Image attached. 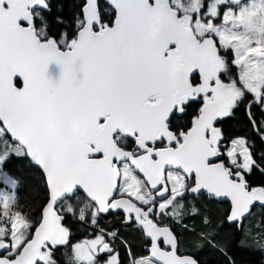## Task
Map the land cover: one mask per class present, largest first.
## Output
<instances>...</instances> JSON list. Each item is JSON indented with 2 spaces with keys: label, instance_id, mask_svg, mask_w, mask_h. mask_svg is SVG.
<instances>
[{
  "label": "water",
  "instance_id": "1",
  "mask_svg": "<svg viewBox=\"0 0 264 264\" xmlns=\"http://www.w3.org/2000/svg\"><path fill=\"white\" fill-rule=\"evenodd\" d=\"M34 1L15 11L16 15L9 9L4 12L0 5V124L10 129L13 140L42 172L48 188L39 224L16 264L33 255L45 238L58 234L56 208L73 193L80 168L89 172L79 189L97 206L98 213L119 210L130 214L143 238L150 241L147 252L151 261L200 264L190 254L178 255L172 229L142 219V210L128 198L108 205L117 188L118 174L112 166L116 158L143 173L151 190H164L162 177L167 169L193 175L190 194L204 193L228 202L229 224L241 225L253 203L264 208V190L247 192L246 184L233 179L217 161L214 137L203 136L218 115L217 103H206L183 144L171 147L172 133L165 128L174 110L171 59L165 56L163 37L154 42L150 21L158 9L173 17L175 10L162 0H102L115 13L113 23L96 31L86 22L77 31L71 49L62 51L53 40L41 42L30 26L19 23L31 15L28 7L46 8L44 0ZM85 1L86 7L96 9L98 0ZM154 95H159V100L147 102ZM106 114L110 116L103 130L110 149H99L104 156L90 159L93 152L74 138V124L80 121L86 131L95 129L98 118ZM115 129L140 136L159 130L166 147L135 157L114 145L111 135ZM159 242L167 250L161 249ZM7 250L8 244L0 238V264H13L4 256Z\"/></svg>",
  "mask_w": 264,
  "mask_h": 264
},
{
  "label": "trees",
  "instance_id": "2",
  "mask_svg": "<svg viewBox=\"0 0 264 264\" xmlns=\"http://www.w3.org/2000/svg\"><path fill=\"white\" fill-rule=\"evenodd\" d=\"M47 4V8L40 11L33 20L32 27L37 35L42 40L56 42L61 38L73 40L86 21L85 0H47ZM93 15L96 30L111 25L115 17L113 10L100 0ZM197 107V103L190 101L185 105L184 111L180 113L182 115L178 117V127L186 129L191 126ZM220 126L226 139V148L236 138L244 140L245 147L255 162L251 170L244 174L250 185L264 189L262 104L255 101L253 95H246L244 101L234 107L226 119L220 121ZM17 147L8 130L0 127V170L15 182L13 189H9L13 198L5 206L4 214L6 219L13 215L22 217L27 222L26 231L34 232L48 198V188L40 169L31 162L25 151H17ZM173 202L178 205L175 207L171 203L167 207L168 213L174 217L168 220L169 224L175 225L174 231L183 253L190 254L200 264H205L204 253L208 240L218 243L219 239L225 238L228 242L239 240L242 244L238 253L231 254L235 264H241L238 260L241 257L244 259L251 255L258 256V264L264 262V210L261 207L255 206L251 216L238 230L226 223L229 210L227 202L210 199L204 194L193 199L186 196ZM67 205L72 209H66ZM58 214L66 236L63 241H56L50 246L47 257L38 264H100V259L106 257L104 254L96 257L93 262L77 261L74 256V245L93 238L97 233L120 254L119 264H134L132 261L139 260L146 253V240L131 218L127 222L120 213L103 214L94 218L93 205L80 192L68 196L59 205ZM2 215L0 203V220L5 221Z\"/></svg>",
  "mask_w": 264,
  "mask_h": 264
},
{
  "label": "flooded vegetation",
  "instance_id": "3",
  "mask_svg": "<svg viewBox=\"0 0 264 264\" xmlns=\"http://www.w3.org/2000/svg\"><path fill=\"white\" fill-rule=\"evenodd\" d=\"M44 1L47 4V0H44ZM162 1L166 2L165 0H162ZM32 2H35V1L34 0H0V5L2 6L4 12L6 9H9L10 12L16 15L15 11L21 10L26 3H32ZM210 5L213 7V12L211 11L208 12V7ZM230 5H234L230 0H202L201 5L196 12L193 11L192 9L189 10L185 7L183 8L184 11H181L180 8L176 9L170 5V7L175 10L174 17L168 16L164 11H162L161 9L160 10L158 9L154 13V17L151 19L150 25H151V33H152L154 42H157L161 37H163V44L165 45L164 47L165 56L171 59V65L169 69V78L171 79L172 87H173L171 98H172V104L174 106V110L169 115L165 123L166 130L172 133L171 147L176 148L183 144L185 140V135L194 127L195 121L198 119L200 115V110L202 109V107H204L206 103L210 101L217 103L218 115L213 122L212 129H207L203 133V136L207 139L214 137L215 142H216L215 150L218 153L217 161L222 162L224 164V167L228 170V172L233 174L234 176L233 179L238 180L240 182H244L246 184L245 185L246 191L250 192L256 188L263 189L260 187H255V186L250 185L247 180L248 179L247 176H245L244 174V173H248L251 170L252 166L255 165V162L252 156L250 155V153L248 152V150L246 149V147H245V150L247 151V153L251 156L253 160L252 163L247 167V169L241 168L240 158H238L236 161H233V163L227 162V156L225 152L231 146L226 148V139L224 137V134L222 133V129L220 126V121H223L224 119H226L231 114L234 107H236L239 103L241 104L242 101H244L245 96L250 93L247 92L245 86L243 85L240 79L241 72H242V66L238 63L236 64L237 54L235 50L231 46L220 43L217 36L213 32L209 31V29H206V27H208L207 26L208 22L212 23L211 22L212 19L217 20L216 17L220 16V13L223 10L222 7H224L225 9L226 8L229 9ZM47 6L48 4L46 5V8ZM85 6H86V1H85ZM96 8H97V4H96ZM86 9H87L86 21L82 24V26L86 22H89L92 25V28L94 29L93 12H95L96 9L92 10L88 7H86ZM28 10H30L31 15L24 17L23 21L19 20V23L24 26H30L34 30V28L32 27L33 20L35 16L42 10L37 7H35L34 9H31V7H28ZM19 16L23 17L24 12H20ZM88 18H92V21H90ZM104 28H101L99 30H96V29L94 30L101 31ZM75 37L71 41H66L64 38H61L58 42L63 43L62 44L63 47L62 48L58 46L57 47L62 51L70 50L71 45L75 40ZM38 38L40 39L41 42L48 41V40H42L39 36ZM54 42L57 45V42L56 41ZM16 84L19 85L20 82L17 81ZM219 91L222 92L220 93L222 97L221 95L217 94ZM211 93H215V95L212 98L203 97L204 94L209 95ZM158 100H159V95H154V96H150L147 99V102L155 103ZM189 101L190 103L194 102L198 104V107L196 110V116L192 119L191 126H189L186 129H182L178 127V124H179L178 117L182 115L180 113L184 111V107ZM227 102H229L230 108H228L225 111V113L230 112V114L224 113L225 115H222L219 112L220 107L223 106L224 108ZM260 103H263V101H261ZM109 116H110L109 114L100 116L98 118V123L96 124L95 129H90L87 131H86V126L82 122L76 121L74 124V138L83 147H85L86 149H90L93 152V154L90 156V159H100L104 156L103 154L100 153L99 149L101 150L110 149L109 144L105 142V135L107 132L106 130H103L105 127V123L107 122V119ZM217 131H218V135L216 134ZM8 132L11 136L12 141L18 147H20L23 151H25L20 146V144H18L16 141L13 140L10 129ZM160 133L161 132L158 130L154 133L148 132L140 136L139 134L134 133L131 130L128 132H125L120 129H115L111 135V138H112L114 145L117 148L122 149L124 151H129L132 153V155H134L135 157H138L142 155H149L153 151L161 150L166 147V139L165 137L160 135ZM236 139H242V138H236ZM244 145H245V142H244ZM150 160L154 161L156 160V157L150 156ZM125 163H127L131 167V169L139 177L143 179V185L145 186L146 190H148L151 194H153L159 200H164V198H166L168 195V187L166 186L168 185V183L165 181L166 180L165 173L168 169L164 172L163 177H162V181L164 184V190L162 189V187H160L157 190H151L143 173L135 171L133 165H131L128 161H120L114 158L112 159V166L117 171L118 182H117V188H116L115 194L112 196L108 205H110L111 201L113 200L120 199L122 197L128 198L130 201L134 203L136 208L142 210L143 214L140 216L142 219L150 220L151 218H155L156 217L155 215L157 214V204L156 206H152L150 208L151 204H144L145 202H140L139 198H134L133 196L128 195L124 191L123 187L121 186V177H122L121 165L122 164L124 165ZM171 169L180 171L178 169H173V168ZM88 172H89L88 168H80L75 178L77 182V186L75 187L71 195L76 192H80L87 199L86 195L79 189V186L84 184V179L86 175L88 174ZM189 177H190V182L185 188V192L182 195L176 194L174 199H183L186 196H190V198L193 199L195 198V196L199 194H204V193H198L196 195L190 194V187L194 184L195 177L193 175ZM250 181H252V179ZM220 202H225V201H220ZM91 204L93 205L95 217L99 215H103V214L120 213V214H123L127 222L130 218L133 220V217L130 214H126L124 211L117 210V211H107V212L98 213L97 206L93 203ZM170 204L171 202L169 203V205ZM228 205L230 208L229 203ZM255 206H259L264 210V208L258 203H253L250 209L249 216H251ZM246 219L243 220L241 225H238L237 223L229 224L227 221V216H226V223L230 226H235L239 230L241 226L244 224V222L246 221ZM169 227L175 233L174 231L175 225L172 224V225H169ZM97 235H101V234L97 233ZM1 239L6 244H8V250L4 253V256H6L12 263L14 261H18L19 260L18 256L23 251L22 249L26 247L25 246L26 244H24L25 247H22L21 249L20 247L14 248L13 245L11 244V241H8L7 239H4V238H1ZM177 240H178V237H177ZM149 244H150V241L146 240V246H145L146 253L145 255H143V257H147V259H149L148 252H147V247L149 246ZM105 245L111 247L112 252L115 253L116 257L119 259V262H121V256L117 251L114 250V246L113 245L111 246L109 243H105ZM241 246L242 244L240 243L239 240H234V241L230 240V242H228L227 239L221 238L219 239L218 243H214L208 240L206 247H205V253H204L205 254L204 255L205 264H235V261L233 259V256H231V254L238 253ZM159 247L163 250H167V248L164 247L162 242H159ZM48 249L50 250V246L48 247ZM213 250H216V251L212 252ZM176 253L178 255L187 254V253H183L180 250L179 240H178V250ZM33 255L26 257L23 261L21 260L20 261L21 264L25 263V261H26V264H29L27 261L31 260L32 259L31 257ZM238 256H241V255L238 254ZM242 258L243 257H241L240 259ZM240 259L238 260L241 261V264H245V263L246 264L248 263L258 264L257 255H251L242 260ZM261 264H264V262Z\"/></svg>",
  "mask_w": 264,
  "mask_h": 264
},
{
  "label": "rangeland",
  "instance_id": "4",
  "mask_svg": "<svg viewBox=\"0 0 264 264\" xmlns=\"http://www.w3.org/2000/svg\"><path fill=\"white\" fill-rule=\"evenodd\" d=\"M165 1L173 8H180L181 11H184L183 8L185 7L196 12L200 7L202 0ZM230 1L234 5H230L229 9L222 7L223 10L220 13V16H215L217 20L212 19V23L208 22L207 26L209 28L206 27V29L213 32L217 36L220 43L231 46L235 50L237 54L236 64L238 63L242 66L240 79L247 92L254 96L255 101H263L261 104L264 110V0ZM209 11L213 12V7L211 5L208 7V12ZM88 19L92 21V18ZM62 44L63 43L57 41L58 47L62 48ZM220 93L222 92L219 91L217 94L221 95ZM214 95L215 93H211L209 95L204 94L203 97L212 98ZM225 105L226 106L224 108L223 106L220 107L219 112L222 115L230 114V112L225 113V111L230 108L229 102ZM0 127L9 131L8 128L2 126L1 124ZM216 134L218 135V131ZM16 150L21 151L22 149L17 147ZM225 154L227 156V162L229 163H233V161L240 158V166L243 169H247L253 161L251 156L245 150L243 139H234L231 143V147L226 150ZM121 171V186L128 195L133 196L134 198H139L140 202H145L144 204H151L150 208L152 206H156L157 204L156 217H150L151 219H149L159 225H172L169 224L170 222L168 219H172L174 217H171L166 207L170 202L172 203V206L177 207L178 204L173 202L175 200L174 198L176 194L182 195L185 192V188L190 182V177L180 171L168 169L165 173V181L168 183L166 186L168 187L169 196L167 195L164 200H159L146 190L143 185V179L139 177L127 163L121 165ZM0 183V203L3 209L2 218L5 220H0V238L11 241L14 248L20 247L21 249L30 242L33 233L36 230L34 232L26 231L27 222L22 217L13 215L11 218L7 216L6 219L4 208L13 198L9 189H13L15 182L5 172L0 170ZM64 201L65 200H63L60 204ZM59 205L56 208L58 234L51 239H44L43 246L36 250L34 255L31 257V260L27 261L29 264H38L39 261L44 260L49 251L48 247L52 246L56 241L61 242L64 240L66 231L61 224V216L58 214ZM66 209L71 210L72 207L67 205ZM105 243L106 242L103 237L101 235H97L96 237L75 244V259L82 262H93L96 257L104 254L106 257L100 259V264H119V259L116 257L115 253L112 252L111 247L106 246ZM24 244L26 245L24 246ZM18 261H14L13 264H16ZM132 262L134 264H155L151 260L147 259V257H141L139 260ZM23 264H26V261Z\"/></svg>",
  "mask_w": 264,
  "mask_h": 264
}]
</instances>
